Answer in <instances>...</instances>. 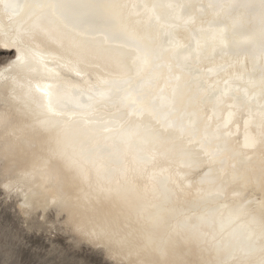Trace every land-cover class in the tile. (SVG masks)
Segmentation results:
<instances>
[{
    "label": "bare ground",
    "instance_id": "6f19581e",
    "mask_svg": "<svg viewBox=\"0 0 264 264\" xmlns=\"http://www.w3.org/2000/svg\"><path fill=\"white\" fill-rule=\"evenodd\" d=\"M138 2L191 5L184 11L193 22L149 23L154 15L179 14L149 9L135 31L115 27L107 36L81 37L79 48L61 47L43 35L25 38L26 63L10 71L5 69L17 49L0 46L11 54L0 65L1 183L23 197L20 208L27 215L55 208L66 215L72 233L107 247L118 264L262 260L264 20L244 8L220 16V41L211 25L214 13L198 7L209 0ZM27 11L0 6V45L23 34ZM134 41L137 47L129 48ZM136 55L145 61L142 67L133 64ZM77 63L80 75L69 70ZM228 64L232 74L251 77L256 100L242 101L241 118L224 130L208 119L213 105L205 84L223 87L219 82L229 72L220 70ZM99 74L110 81L112 95L92 100L90 109L57 105L62 115L42 125L27 106L30 100L43 110L46 93L55 98L83 92L87 100ZM129 99L144 107L143 115ZM245 135L256 139L254 149L242 146ZM65 194L73 213L59 201Z\"/></svg>",
    "mask_w": 264,
    "mask_h": 264
},
{
    "label": "snow or ice",
    "instance_id": "6c2138e0",
    "mask_svg": "<svg viewBox=\"0 0 264 264\" xmlns=\"http://www.w3.org/2000/svg\"><path fill=\"white\" fill-rule=\"evenodd\" d=\"M191 5L184 4H157L138 2V0H30V2H18L11 4V10L20 13L27 9L28 23L25 26L23 34L19 38H6L0 46L15 47L17 49L16 60L10 62L5 71L15 69L17 66H22L26 63L27 57L24 47L25 38H34L37 35H43L53 43H59L61 47L65 44L70 48L81 47V37L94 36L96 34L107 36V34L115 27L135 31L140 26L141 18L146 15L149 9L153 12L157 9H173L179 10V14L170 18L154 15L149 18V23L155 22L161 26L163 22L167 27H179L180 23L185 26L192 23L190 14L185 13V8ZM201 11L211 10L214 13V20L211 25L215 31L216 37L222 41L225 33V28L222 23L218 22L220 16L232 15L238 9L244 8L250 14L257 13L264 20V0H249L248 3L234 4L230 0H209L207 4L198 6ZM187 16V18H185ZM164 32V27H161ZM167 36V33H164ZM137 47L134 41L129 45V48ZM191 53L185 54V59H190ZM133 64L142 67L145 61L138 55L133 57ZM99 67V65H97ZM231 64L222 66L221 72L228 71L226 76L219 83L223 84L220 87L218 83L205 84V91L210 95L212 100V108L208 119L216 120L217 127L227 130L238 119L241 118L244 111L243 102L252 103L256 100L253 89L255 88L254 81L247 76L245 72L231 73ZM70 71H75L80 75L79 64L69 67ZM211 71V70H210ZM58 75V73H57ZM219 75V73H217ZM247 77V78H246ZM110 81L102 76L97 75L95 83H90L91 91L88 93L87 100L84 99L83 92H77L73 96L67 93H58L55 98L52 93H46L48 99L43 106V110L33 108L29 100L27 106L30 111L35 112L39 117V123L42 125H53L55 121L51 117L60 116L62 113L58 110L57 105H62L67 109H87L91 108V101L97 97L108 99L112 95V88L109 86ZM166 98L162 97V103ZM130 107L143 115L144 107H141L135 99H129ZM264 111V104L260 105ZM69 116L74 115L73 112H68ZM86 115H88L86 113ZM248 121H245L247 126ZM227 134V133H226ZM257 141L254 137L245 135L243 147L254 149ZM221 195H224L222 190ZM238 193H233V196H238ZM244 210V205H241L239 211ZM235 219V217H233ZM264 250V249H262ZM240 264H245L241 261ZM264 264V259L260 261Z\"/></svg>",
    "mask_w": 264,
    "mask_h": 264
},
{
    "label": "rangeland",
    "instance_id": "374dc122",
    "mask_svg": "<svg viewBox=\"0 0 264 264\" xmlns=\"http://www.w3.org/2000/svg\"><path fill=\"white\" fill-rule=\"evenodd\" d=\"M10 57L0 51V65ZM22 199L0 180V264H118L107 247L72 233L65 214L51 207L47 215L42 210L27 215Z\"/></svg>",
    "mask_w": 264,
    "mask_h": 264
},
{
    "label": "clouds",
    "instance_id": "9594fccd",
    "mask_svg": "<svg viewBox=\"0 0 264 264\" xmlns=\"http://www.w3.org/2000/svg\"><path fill=\"white\" fill-rule=\"evenodd\" d=\"M0 6H2V8H3L5 11L11 10V4L4 2V0H0ZM59 201L63 202L64 205H65L66 207H68V208L71 210L72 213L74 212V210H75V208H74V203H73V201H72L70 195H67V194L62 195V196L60 197V200H59ZM260 261H261V260L245 261V264H260Z\"/></svg>",
    "mask_w": 264,
    "mask_h": 264
}]
</instances>
